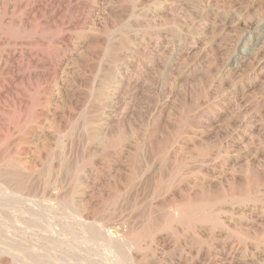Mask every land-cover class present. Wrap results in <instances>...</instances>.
<instances>
[{
	"label": "rangeland",
	"instance_id": "obj_1",
	"mask_svg": "<svg viewBox=\"0 0 264 264\" xmlns=\"http://www.w3.org/2000/svg\"><path fill=\"white\" fill-rule=\"evenodd\" d=\"M54 1L0 0V264H264V0Z\"/></svg>",
	"mask_w": 264,
	"mask_h": 264
},
{
	"label": "bare ground",
	"instance_id": "obj_2",
	"mask_svg": "<svg viewBox=\"0 0 264 264\" xmlns=\"http://www.w3.org/2000/svg\"><path fill=\"white\" fill-rule=\"evenodd\" d=\"M49 1V0H48ZM54 1V0H53ZM65 1V0H64ZM63 1V3H64ZM71 1V0H70ZM11 0H6L5 3V11L7 12L8 10H10V3ZM55 2V1H54ZM53 2V3H54ZM75 2V1H74ZM67 3V2H66ZM85 3V2H84ZM60 4V3H59ZM58 4V5H59ZM74 4V3H73ZM42 5V4H41ZM53 5V4H52ZM48 4H45V6L43 8L37 7L36 8V0H18L15 5L12 7V12H15L18 8H23V15L20 18L14 17V14L11 16H8V12L7 14H4V19L3 21L6 22L8 25H13L15 23H19V25H25L26 27L29 26L28 22L30 20H28V17H32L34 16L36 18V11L38 10L40 11H44L46 12L47 10H50V16H49V20L48 22H53L58 16V11L60 13V9H55L53 8V6ZM56 5V4H55ZM69 5V4H68ZM72 5V4H71ZM62 6V3H61ZM84 6V5H82ZM75 9H79L81 6L80 4H77L75 6ZM71 8V7H70ZM82 8V7H81ZM73 9V8H72ZM72 10V11H74ZM80 10V9H79ZM83 10V9H81ZM37 11V12H38ZM69 11V10H68ZM77 11V10H76ZM38 12V13H39ZM63 12V11H62ZM78 12V11H77ZM11 13V12H10ZM41 13V12H40ZM12 14V13H11ZM62 14V13H61ZM45 15V14H44ZM60 15V14H59ZM74 15V14H72ZM77 15V13H76ZM80 16V15H79ZM74 17V16H73ZM47 18V17H46ZM65 18V17H64ZM67 18V17H66ZM68 19V18H67ZM66 20V19H65ZM64 20V21H65ZM70 20V19H69ZM33 21V20H32ZM47 22V21H46ZM55 22V21H54ZM72 22V21H71ZM60 23V22H59ZM5 24V23H4ZM18 25V24H17ZM63 25V24H62ZM76 25V24H75ZM54 27V26H53ZM72 27V26H71ZM24 29V28H22ZM66 29V28H65ZM26 30V28H25ZM29 30V28L27 29ZM30 32V30H29ZM4 33V32H3ZM24 33V32H23ZM30 34V33H29ZM18 35V34H17ZM27 35V34H26ZM2 34L0 36V46L4 45L9 49H6L7 52H3V56H0V77L4 76L5 80H3V85L0 87V94L2 93H13L14 95L18 92H15L14 89H16L17 87L14 86L15 82L17 81H28V80H36V77L39 76L40 77H44L48 75L46 72H36V67L40 68L44 66V63L42 62V60L39 58L38 55H36V49L34 46V41L33 40H28V39H20L17 40L16 37H6ZM35 37V36H34ZM68 37V36H67ZM49 39H47L48 42ZM36 41V40H35ZM64 41V39H63ZM67 41V40H66ZM40 43V42H38ZM58 43V42H57ZM62 43V42H59ZM27 46V49L25 51V55L28 59V65L30 69H32V71L30 72H22L20 73V71H22V66L19 65V60L22 59V55H23V51L19 50L17 51V49H11L13 47L16 46ZM45 45V44H44ZM12 46V47H11ZM5 48V47H4ZM17 48V47H16ZM4 50V49H3ZM1 52V51H0ZM1 55V54H0ZM41 57V56H40ZM46 66V64H45ZM25 68V67H24ZM47 69V68H46ZM49 70V69H48ZM1 79V78H0ZM3 79V77H2ZM48 82V81H47ZM76 93V92H75ZM69 94V93H68ZM67 96H70L68 95ZM72 95V92H71ZM74 96V95H73ZM114 97V96H113ZM72 98V97H71ZM74 98V97H73ZM84 98V97H83ZM82 98V99H83ZM80 100V99H79ZM23 102V101H22ZM79 104V103H78ZM37 116V115H36ZM39 116V115H38ZM3 178V177H2ZM4 182V181H3ZM8 182V181H7ZM8 184V183H7ZM4 197V196H3ZM1 197V198H3ZM2 200V199H0ZM1 203V202H0ZM61 264V263H60ZM64 264V263H63ZM68 264V263H65Z\"/></svg>",
	"mask_w": 264,
	"mask_h": 264
}]
</instances>
